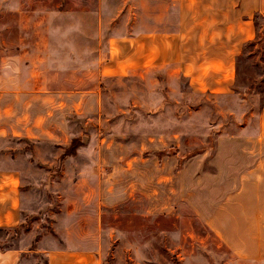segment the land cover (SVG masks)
Wrapping results in <instances>:
<instances>
[{
  "label": "rangeland",
  "instance_id": "rangeland-1",
  "mask_svg": "<svg viewBox=\"0 0 264 264\" xmlns=\"http://www.w3.org/2000/svg\"><path fill=\"white\" fill-rule=\"evenodd\" d=\"M128 4L0 0V152L25 209L0 250L47 264L68 219V243L95 264H264V162L250 173L240 156L264 104V14L219 92L170 67L98 75L113 29L126 59Z\"/></svg>",
  "mask_w": 264,
  "mask_h": 264
},
{
  "label": "crops",
  "instance_id": "crops-1",
  "mask_svg": "<svg viewBox=\"0 0 264 264\" xmlns=\"http://www.w3.org/2000/svg\"><path fill=\"white\" fill-rule=\"evenodd\" d=\"M101 1L104 0H96L97 5ZM118 1L123 3L127 0ZM128 2L132 3L128 4L127 11L132 14L133 20L129 25V34L120 36L122 40L128 41L127 54H123L126 59H116V49L119 46L116 29H113V33L106 40L107 54L98 63V75L103 78H116L117 67L125 65L124 62L130 69L140 71L152 67H170L178 73L188 75L192 84L201 82L207 84L204 89L219 92L229 90L234 57L238 54L240 45L254 37V17L264 14V0ZM139 19L144 20L143 25L138 24ZM208 80L214 82V86H210ZM263 125L264 104L259 114L257 132L253 136L243 137L254 143L247 151L249 153L240 155L243 164L248 161L249 164L255 163V167L254 164L251 167L248 165L250 173L260 170L264 162V147L260 143L261 134L264 132ZM232 158L233 154L228 159ZM4 159L0 152V228L12 229L20 226L25 209L22 203L20 172L17 168L3 164ZM103 164V159L98 155L97 167ZM95 173L98 175L100 171ZM100 177L102 176L99 174L97 178ZM85 196L88 199V194H81V198ZM262 202L263 200H256L259 209H264ZM69 215L66 212L64 218H69ZM69 222L68 219L65 220L66 226L61 237L63 244L46 250L47 264H95L94 249H78L68 243L71 237L66 230ZM88 236L86 231L80 233L78 239L87 240ZM30 252L31 249L24 251L18 245L4 248L0 250V264H30L24 262V256Z\"/></svg>",
  "mask_w": 264,
  "mask_h": 264
},
{
  "label": "trees",
  "instance_id": "trees-1",
  "mask_svg": "<svg viewBox=\"0 0 264 264\" xmlns=\"http://www.w3.org/2000/svg\"><path fill=\"white\" fill-rule=\"evenodd\" d=\"M257 15H259V14H257ZM254 27L256 28V22H254ZM257 30L255 32L254 37L251 40H248V41H245L244 43H242L244 48L246 46H249V45L253 46L255 44H259L260 43L261 39H260V35L258 34V31ZM18 227L16 226V227H14V228L11 229L13 231V233H15V230H17Z\"/></svg>",
  "mask_w": 264,
  "mask_h": 264
}]
</instances>
